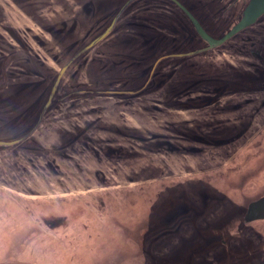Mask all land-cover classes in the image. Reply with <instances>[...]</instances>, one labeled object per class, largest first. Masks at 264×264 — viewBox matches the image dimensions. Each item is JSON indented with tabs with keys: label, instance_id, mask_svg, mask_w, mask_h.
I'll return each mask as SVG.
<instances>
[{
	"label": "rangeland",
	"instance_id": "rangeland-1",
	"mask_svg": "<svg viewBox=\"0 0 264 264\" xmlns=\"http://www.w3.org/2000/svg\"><path fill=\"white\" fill-rule=\"evenodd\" d=\"M126 1L0 0V141ZM177 1L218 38L249 0ZM203 46L136 0L67 67L0 146V264H264V15Z\"/></svg>",
	"mask_w": 264,
	"mask_h": 264
},
{
	"label": "water",
	"instance_id": "water-1",
	"mask_svg": "<svg viewBox=\"0 0 264 264\" xmlns=\"http://www.w3.org/2000/svg\"><path fill=\"white\" fill-rule=\"evenodd\" d=\"M136 0H127L122 7L117 11L115 16L113 17L111 23L109 26L100 34L98 35L92 42H90L87 46H85L83 49H81L79 52H77L69 61L60 69L59 73L57 74L54 83L51 87V90L49 92L48 98L46 102L44 103L40 114L38 116V119L34 126L21 138L16 139V140H11L7 142H2L0 141V146L6 147V146H11L19 141H22L26 139L28 136H30L35 129L38 127V125L41 122V119L49 107L51 100L55 94V91L57 89L58 83L66 71L67 67L81 54H83L85 51H87L89 48H91L93 45L101 41L104 37H106L110 31L113 29L114 25L116 24L118 18L120 15L126 10V8L132 4ZM171 3H173L184 15L185 17L189 20V22L192 24L195 32L197 35L207 44V46L203 48H199L197 50L188 52V53H181V54H176L172 55V57H184V56H191L195 55L198 53H202L205 51H209L217 46H220L223 44L225 41L230 39L233 35L237 34L238 32L244 30L248 26L253 25L257 19L264 15V0H249L245 7L242 10L240 19L220 38H213L209 34L205 32V30L202 28L198 20L177 0H169ZM160 59H158L154 66L159 62ZM264 219V197H261L255 201H252L251 203L248 204L246 213L244 215L243 221L244 223H249L255 220H262Z\"/></svg>",
	"mask_w": 264,
	"mask_h": 264
},
{
	"label": "flooded vegetation",
	"instance_id": "flooded-vegetation-1",
	"mask_svg": "<svg viewBox=\"0 0 264 264\" xmlns=\"http://www.w3.org/2000/svg\"><path fill=\"white\" fill-rule=\"evenodd\" d=\"M121 16V15H120ZM119 19V18H118ZM111 23V22H110ZM255 24V23H254ZM193 27V26H192ZM193 30H194V28H193ZM228 31V30H227ZM194 32H195V30H194ZM196 33V32H195ZM207 33V32H206ZM225 34V33H224ZM223 34V35H224ZM196 35H197V33H196ZM222 35V36H223ZM198 36V35H197ZM222 36H220V37H222ZM199 37V36H198ZM220 37H218V38H220ZM214 38V37H213ZM199 39H200V37H199ZM202 40V39H201ZM229 40V39H228ZM203 41V40H202ZM204 42V41H203ZM226 42V41H225ZM204 44H205V46H207V44L204 42ZM222 45V44H221ZM205 46H203V47H205ZM202 47V48H203ZM218 47V46H217ZM251 54H252V56H254V58H256V59H258V60H260V61H264V47H258V48H255V50H251V52H250ZM174 55H176V54H174ZM172 56V55H171ZM164 58V57H163ZM163 58H159V59H163ZM165 58H167V56H165ZM164 58V59H165ZM161 60H159V62L161 61ZM156 62V61H155ZM155 62H154V64H155ZM158 62V63H159ZM154 64H153V66H154ZM157 65V64H156Z\"/></svg>",
	"mask_w": 264,
	"mask_h": 264
},
{
	"label": "trees",
	"instance_id": "trees-1",
	"mask_svg": "<svg viewBox=\"0 0 264 264\" xmlns=\"http://www.w3.org/2000/svg\"><path fill=\"white\" fill-rule=\"evenodd\" d=\"M50 104H51V103H50ZM49 106H50V105H49ZM48 108H49V107H48ZM48 108H47V110H48ZM47 110H46V111H47ZM46 111H45V112H46ZM44 114H45V113H44ZM43 116H44V115H43ZM40 123H41V122H40Z\"/></svg>",
	"mask_w": 264,
	"mask_h": 264
}]
</instances>
